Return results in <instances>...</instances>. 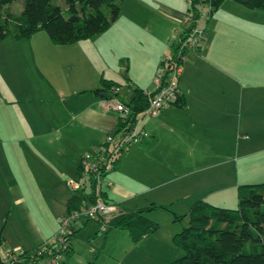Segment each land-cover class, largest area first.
<instances>
[{"label": "crops", "instance_id": "0c3cea01", "mask_svg": "<svg viewBox=\"0 0 264 264\" xmlns=\"http://www.w3.org/2000/svg\"><path fill=\"white\" fill-rule=\"evenodd\" d=\"M186 7L181 0H132L130 9L119 12V48L126 55L131 49L138 55L134 58L142 59L131 62L138 71L125 77L128 88L139 86L152 92L147 84L159 61L188 27ZM263 13L222 0L205 23L196 49L181 64L177 84L183 105H170L154 117H143L140 126L145 138L132 144L107 174L111 187L104 198L117 212L149 203L168 208L144 215L156 223L155 218H162L158 229L140 242L156 264L164 263L174 247L171 238L178 232L174 217L185 214L193 202L229 206L235 202L238 186L264 181V71L253 74L246 67L250 56L243 47L241 28L247 24L245 16ZM37 34L0 41V143L4 144L0 152L2 158H9L11 152L7 153L5 145L11 151L12 142L30 143L36 165L20 164L21 188L27 193L29 188L47 190L52 200L44 203L52 208L50 224L39 211L27 208L26 196L16 197L28 241L16 249L26 251L40 247L56 232L72 195L66 182L76 176L79 157L100 144L118 123L105 97L92 91L99 87V78L93 85L92 78L86 82L84 73L72 72L77 63L88 62L85 53L70 47L74 42L53 45L48 37ZM52 52L56 58L49 62L60 73H70L56 87L42 82L45 59ZM126 63L130 65L129 55ZM128 98L116 95L122 102ZM47 104L53 106L50 114L45 112ZM16 112L20 119L14 117ZM11 174L10 166L0 167L1 190V183L7 190ZM86 223H76V230Z\"/></svg>", "mask_w": 264, "mask_h": 264}, {"label": "trees", "instance_id": "16d2710c", "mask_svg": "<svg viewBox=\"0 0 264 264\" xmlns=\"http://www.w3.org/2000/svg\"><path fill=\"white\" fill-rule=\"evenodd\" d=\"M12 1L0 0V41L8 36L17 41L27 39L42 30L53 45H67L99 34L114 23L120 12V0H64V11L50 0H24L19 15L1 12L2 6ZM232 1L249 9L264 11V0ZM221 2L222 0H189L186 2V11L197 13L204 8L206 23ZM182 62L183 60L181 64ZM161 64L163 62L159 61V65ZM120 86V83L104 79L100 75L99 87L92 91L104 92L103 97L107 100L116 97ZM130 91V97L123 103L134 117L146 108L151 92L146 93L139 86H131ZM173 105H183L181 91ZM121 126L123 125L118 118L116 130ZM84 195L72 193L67 201L65 214L77 209L81 202L92 200L91 195ZM235 197L234 209L197 200L185 214L175 216V222L186 221V226L171 238L172 245L182 255L165 264H264V181L238 186ZM156 209L168 210L167 207L149 203L136 210H121L105 223L99 219L92 220L105 225L103 237L110 229H122L128 232L130 242L135 244L158 229V224L144 216ZM77 231L75 226L69 228L66 256L71 253L72 239Z\"/></svg>", "mask_w": 264, "mask_h": 264}, {"label": "rangeland", "instance_id": "374dc122", "mask_svg": "<svg viewBox=\"0 0 264 264\" xmlns=\"http://www.w3.org/2000/svg\"><path fill=\"white\" fill-rule=\"evenodd\" d=\"M23 1L24 0H13L9 4L3 5L1 8V12L7 11L13 15H19L23 6ZM50 2L54 5H57L61 9V11H64L66 7L64 0H50ZM181 2L182 4H185L186 1L181 0ZM118 6L122 14L124 11L130 9V7L132 6V0H120L118 2ZM257 11L258 10H252V12L250 13H256ZM119 14L114 23H112L109 27H107L99 34L86 39L78 40L74 42V46L71 44L70 47H77L78 51H81L82 53L84 52L88 60V62H86L85 64L77 63L75 70L72 72L84 73L86 82H89L92 78L93 85L96 83V80L98 82V78L100 77V75L104 79L113 80L118 84L120 83L121 86L117 90V96H124L125 98H128L131 94V88L127 87L125 77L128 76V74H132L138 71V67H135L136 65L131 63L133 59H142L134 58V56L137 57L138 55L131 53L132 50L128 49L127 55L130 56V65L126 63L127 55L122 52L121 48H119ZM243 19L247 23L246 25H244V27H241L238 21H236L235 24L239 26V28L241 27L244 31L245 45H243V47L246 48V51L250 56L246 67L249 66L253 74L255 73L259 75L260 72L264 71V13L259 16L252 14L250 18L245 16ZM249 19L250 23H248ZM36 36L47 37L45 32L42 30L38 31V34ZM173 53L174 49H171V51L168 52L167 55L170 56ZM143 56H147V53H145ZM64 57L66 58L67 55ZM51 58L55 59L56 53L52 52L51 54H47L46 56V71H44V73L42 74V82L46 83L47 85L56 87L62 80V77L66 76L67 79L70 73L68 74V70H62V72L60 73V68L57 67L55 63L49 62V59ZM71 59H73V57H70L69 60ZM128 66L130 67L129 69ZM153 77L154 74L147 84L148 88L152 87L151 85ZM52 108V104H47L45 112L47 114H50L52 112ZM19 115V112L14 113V117L18 119H20ZM0 145L4 146L3 143H0ZM7 146L8 145H5V150L7 151V153L11 152L9 158H2L0 152V167L3 168L10 166L12 168V174L10 177L11 182L6 187L7 190H4V183H1L3 190L0 189L1 257L6 251H9V249L17 250L16 247H24L23 244L28 242L26 241L27 237L26 233L24 232L27 231V226L21 220L19 215V207L14 202L17 196H19L20 194H22V196H26L25 202L27 208L32 212H35V210L39 211V214L45 221H49V223L51 224L50 220L52 219V208L46 207L44 204H47V201L51 200L49 196L47 197L48 191L44 190L42 192L41 190H35V188H33L32 190L29 188V191L27 193L24 192L21 188L20 174L18 170L20 164L24 162L27 165L31 164L32 167L36 165V162L32 158V153L30 151V143L19 141L12 142L10 143L11 151L9 148H7ZM1 150H3L2 146H0V151ZM5 177L7 178V175ZM14 184L17 186L15 188L13 187V189L11 190H8V187H12L14 186ZM23 193H25V195H23ZM85 193L89 192L85 191ZM35 205H37V208L34 207ZM227 205L229 206L222 207L226 209H234L236 207V199L234 203ZM65 215L66 214H64L63 217ZM155 219L158 222L153 223H162V218H159V220L157 218ZM176 226H178L177 231L179 232L182 227L186 226V221H182L180 223L178 222L176 223ZM56 227L58 228V224ZM103 227L105 228V225ZM101 230L102 228L100 224H98L95 220H88L86 225L82 229H80L75 235V238L72 239L73 253L70 254L66 264H68L69 262L70 264L157 263L154 262L156 260L152 261V258H150L149 250L146 251L144 249L145 243L140 245V242L143 239L138 243L132 244L126 230L110 229L109 231H107L105 238L103 237ZM171 248L172 249H170L169 253L165 256L166 258H164L167 260H165V262L162 264L170 262L182 255L181 251L177 248ZM65 257L67 258V256Z\"/></svg>", "mask_w": 264, "mask_h": 264}, {"label": "built area", "instance_id": "2783aa9c", "mask_svg": "<svg viewBox=\"0 0 264 264\" xmlns=\"http://www.w3.org/2000/svg\"><path fill=\"white\" fill-rule=\"evenodd\" d=\"M185 1L189 2V0ZM205 18L206 12L203 8L197 13H187L188 27L174 43V53L163 56L160 60L163 64L159 65L154 73L153 90L142 112L133 117L129 108L116 97L106 100L108 107L117 113L123 126L106 134L100 144L83 153L78 159L76 176L66 182L67 188L72 193L91 195L92 200L81 202L77 209L62 217L56 232L40 246V250L7 251L0 258V264H60L66 256V236L71 226L87 219H99L105 223L118 213L104 198L105 190L111 187L107 174L132 144L139 143L145 138L140 126L141 119L145 116L154 117L163 108L177 101L180 95L177 79L181 72V61L185 59L187 53L196 49L199 39L205 32ZM145 92L150 93L147 90ZM100 226L103 230L104 225L100 224Z\"/></svg>", "mask_w": 264, "mask_h": 264}, {"label": "water", "instance_id": "95a60500", "mask_svg": "<svg viewBox=\"0 0 264 264\" xmlns=\"http://www.w3.org/2000/svg\"><path fill=\"white\" fill-rule=\"evenodd\" d=\"M98 95H100V96H104L105 93H104V92H98Z\"/></svg>", "mask_w": 264, "mask_h": 264}]
</instances>
